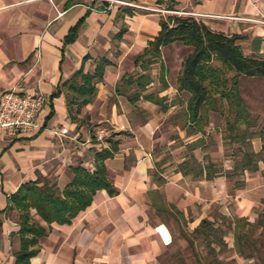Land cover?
I'll use <instances>...</instances> for the list:
<instances>
[{
	"label": "crops",
	"instance_id": "0c3cea01",
	"mask_svg": "<svg viewBox=\"0 0 264 264\" xmlns=\"http://www.w3.org/2000/svg\"><path fill=\"white\" fill-rule=\"evenodd\" d=\"M125 1L148 8L110 4L107 0H0V95L16 86L26 92H42L47 98L41 114L44 127L39 133L0 139V264H15V252L20 247L19 220L11 218L7 209L10 195L22 183L46 177L48 167L49 172L58 170L59 157L55 153L59 150L67 164L65 171L62 167L56 174L63 187L73 178L69 167L77 164L74 159L80 158L86 167L90 162L94 166V157L90 161L82 156L84 150L93 153L92 147L100 149L103 123L113 131L132 133L120 135L119 151L105 161L109 178L119 193L111 196L106 190H99L92 204L71 223H53L40 239L31 264H168L160 258L175 252H170L175 242L181 247L188 243L185 239H173L170 228L160 219L153 204L160 202L156 190L167 207L174 206L184 214L192 230L213 206L228 217H248L252 221L263 204L264 78L261 77L239 79L241 94L255 118L253 130L262 132L251 140L254 151L261 153L258 170L245 172L238 186H233L225 172L213 179L204 176L194 179L174 170L162 174L166 178L162 185L151 176L152 136L160 123L157 105L141 99L139 105L153 115L138 122L134 105L125 96L116 95L115 86L126 73L122 61L126 57L136 58L161 30L160 19L164 16L161 2L165 0ZM175 1L176 10L194 13L213 30L239 35L238 43L246 55L264 57V0ZM81 19L84 20L75 40L65 43ZM120 25L125 32L117 39ZM175 49H178L175 83L167 80L169 87L160 91L161 96L182 93L178 91V77L184 58L193 48L180 42L164 46L166 64L165 59ZM113 50H119L122 59L115 62L109 58L112 64L97 83V95L84 109L88 117L96 118V127L80 125L78 130L69 114L65 92L56 94L59 86L81 67L86 55ZM211 124L210 119L204 133L189 134L193 137L190 143L201 137L202 147L206 145L205 154L219 162L224 146L218 142L212 148L207 147L208 134L213 130ZM62 127L68 128V134H55ZM95 128L99 129L96 133ZM84 139L90 143L85 144ZM60 141H65L62 147ZM231 168L228 164L224 167L227 172Z\"/></svg>",
	"mask_w": 264,
	"mask_h": 264
},
{
	"label": "trees",
	"instance_id": "16d2710c",
	"mask_svg": "<svg viewBox=\"0 0 264 264\" xmlns=\"http://www.w3.org/2000/svg\"><path fill=\"white\" fill-rule=\"evenodd\" d=\"M175 5V0H169L167 9L176 10ZM83 20L81 19L71 29L65 43L75 40L78 27ZM160 25L159 33L148 41L142 53L135 58V66H139L142 73L137 75L125 73L115 86V94L125 96L134 105L136 113L144 114V120L149 116L138 104L141 99L162 105L166 111L168 106L163 105V101L167 97L159 95L160 91L169 87L168 66L163 59L162 48L175 42L192 47L193 50L184 58L178 77V91L189 95L184 109V120L191 126L193 134L204 133L205 127L210 123L212 112L226 115V137L233 143H240L238 152L241 154V158L235 160L232 173L226 171V174L229 177L243 176L247 171L258 170L261 153L254 151L251 140L262 132L253 130L255 118L249 112L241 94L239 79L241 76L264 78V57L246 55L238 43L241 38L239 35L215 31L196 15H168L161 17ZM124 32L125 28L120 29L116 35L117 39H121ZM90 58V55L85 56L81 67L62 82L56 93L65 92L71 118H75L72 115V106L77 105L80 111L83 106L95 99L97 83L103 80L106 67L112 64L106 56L97 57L94 71L90 72L86 70L85 65ZM159 62L161 87L158 93H144L153 83V78L147 70ZM69 93L71 95H68ZM131 134L129 131H114L106 139L107 146L100 149L92 147L90 151L94 153V169L86 167L83 162L71 165L69 170L73 178L63 189L48 178L36 179L22 183L10 195L7 209L19 211L20 228L17 233L20 247L15 252V264H31V258L38 253L40 239L47 235L51 225L71 223L81 211L92 204L97 191L106 190L111 196L119 193L109 178L105 161L114 157L120 149L121 140L117 136ZM202 143L200 137L191 144L195 149ZM179 167L178 170L184 174L193 173L197 178L204 176L206 179H213L225 172L221 163L212 161L209 157L205 162L195 160V163H191L185 160L179 163ZM186 168L189 171H186ZM155 179L159 185L166 182L161 174ZM155 195L160 202L159 205L154 202L153 204L159 213L168 212L178 220L181 219L179 217H184L179 209L174 206L168 208L163 203L159 190H156ZM219 217L227 220L226 230L222 225L216 224V219L205 217L191 232H182V237L191 248L196 264L235 263V259L227 260L220 257L221 253L229 248L228 242L225 241L228 232L232 233L234 249L240 256L258 259L264 246V212L259 213L254 221L248 217L237 216L229 219L223 214ZM258 228L261 229L260 235L254 237V232ZM259 242L260 244H257ZM202 243L207 246V255L210 257L205 261L198 249ZM160 259L161 262L176 259L177 263L173 264H188L179 251Z\"/></svg>",
	"mask_w": 264,
	"mask_h": 264
},
{
	"label": "rangeland",
	"instance_id": "374dc122",
	"mask_svg": "<svg viewBox=\"0 0 264 264\" xmlns=\"http://www.w3.org/2000/svg\"><path fill=\"white\" fill-rule=\"evenodd\" d=\"M168 1L169 0H165V1L161 2L162 3L161 9L163 10V15H164L162 17H167L168 15L180 14V13L175 12L178 10L167 9ZM122 28H124V26L120 25L119 30ZM176 50H178V49H175L173 52H170L168 55L169 57H167V59H165L167 61V66H168L167 80L172 84L175 83V79L177 76L178 64L175 62V59L177 58V56H176L177 51ZM119 55H120L119 50H116V51L113 50L110 53L108 51V52L90 55L91 58L89 60L88 66L86 67V70H88L90 72L94 71V68L96 65L95 59L97 57L106 56V57L112 59V61L118 62V61H121V59H122V57H120ZM132 59L134 60L135 57H133ZM132 59L129 57H126L122 61V65L124 66L126 73H131L133 75H137L139 73H142V70L139 66L133 65L134 63L132 62ZM147 72L150 73V75L152 76L153 84L151 83L147 87V90L145 92L146 93H151V92L158 93V90L161 87V83L159 81L160 62L150 66L148 68ZM245 86L248 88V84ZM68 95H71V93H69ZM159 95H160V92H159ZM188 96H189L188 93L182 92L179 94L178 93L174 94L171 97H167V99L163 101V105L168 106L166 111L163 110L162 105L155 104V105H157L156 106L157 107L156 112L159 116L160 123H159L158 128L154 131L153 136H152V153H153V157H154V166H153L152 170L150 171V174L154 179H155V177L157 178L159 174H161V175L165 174L166 175L169 172H172L174 170H178L180 168L179 163H181L182 159H183V161L186 160V161H189L191 163H195V160L199 161V162H205L208 157L211 158L210 155L205 154L204 148L206 147V145H204L202 147V144H203L202 143L200 146L197 147L198 149L197 148L193 149V144H191L192 142L190 143L191 138H193V137L189 136V134L192 133V129H191V126L184 120V109H185V105H186V101L188 99ZM84 109H85V106H83L80 109V111H78L77 105L72 106V115L75 116V118H72V119L75 120L76 123L78 124V130H79L80 125H84L86 128L89 127L90 125L93 126V128L96 127V126H94V124L97 121L96 118L92 120L91 116L88 117L89 113L87 111H85ZM144 110L148 114L147 116L151 117L153 115L151 111L146 110V109H144ZM134 114L137 116L136 118L138 119V122H140L141 119H143L144 114L136 113V112H134ZM211 123H212L211 125H212L213 130L211 132H209V134H208L207 147L212 148L211 147L212 145H215L218 142L221 143L224 146V154H223V158L219 159V162H217V163H221L223 165V167L227 166V164H228V166L233 167L235 160L238 158H241V154L238 152V149L240 147V143L239 142L233 143L226 137V135H227V132L225 130V128H226V115L214 113L213 116L211 117ZM86 124H88V126ZM105 124L106 123H103L101 125L102 127L105 128V130H104V132H102L100 134V139H99L100 144L98 145V147H100V148L102 146L108 145L106 139L108 137H110V135L114 132L113 130H111V128L106 127ZM98 130L99 129L95 128V130H93V132L96 133V131H98ZM117 137L120 140H122V137L120 135H118ZM96 138H97V136H96ZM86 139H84V140H86ZM84 142H87L85 144H88V143H90V140L89 141L86 140ZM64 143H65V141L59 142L61 147ZM83 147H85V146H83ZM74 148H72V149H74ZM75 149H77V148H75ZM85 151H87V150H84L85 156H82V158H84V159L87 158V160L92 161L93 157H94V153H87ZM80 152H81V155H83V149H81ZM55 154L58 155V157H59L56 159H58V161L60 163V167H58V170H57V168L51 170V172H49V167H48V170H47L46 175H45L46 177L39 178V179L44 180V179L48 178L51 180V182H55L59 186L60 189H63L64 187L58 181L56 174H57V171H59L62 167H63L62 170L65 171L64 169L67 168V164L65 161H62V159L64 160V158H63V155H62L60 150L58 152H56ZM196 154H197V156H196ZM75 155H80V154H75ZM230 156H232V157H230ZM226 158H231L232 161H224V160H227ZM76 162L80 163L81 162L80 158L74 159L73 163H76ZM225 162H228V163L225 164ZM63 163H65L64 166H63ZM90 163H89V165H87V167L90 169H94V166L90 165ZM159 163H160V165H159ZM73 165H75V164H73ZM186 171H189V169L186 168ZM224 171H225V169H224ZM228 172L232 173V168ZM69 173H71V172L69 171ZM225 173H226V171H225ZM189 175H191L194 179H197V177H195L193 173H190ZM228 178L230 179L233 186H238L239 183L241 182L242 176L241 175H235L233 177L228 176ZM233 186H232V188H233ZM168 208H170V207H168ZM9 211H10L9 214H10L11 218L19 220V211L17 209L9 210ZM262 212H264V201H263V204L256 210V216H255L254 220H256L259 213H262ZM221 214L222 213L220 212L219 207L213 206L211 212L209 213V215L207 217L211 220L216 219V224L222 225V228L224 230H226L227 229V220L221 219L219 217ZM158 215H159L160 219L163 220V222H165L168 225V227L170 228L173 239H184L182 237V232L185 231V232L189 233L192 231L191 228H188V225H187L188 220H186L185 217H183V218L179 217L181 219L178 220L172 214H170L168 212L159 213ZM226 217H228V216H226ZM228 218L230 219L232 217H228ZM254 220H252V221H254ZM260 232H261L260 228L256 229V231L254 232V237H258V235H260ZM225 241L228 242L229 248L224 250L221 253L220 257L222 259H227V260L235 259V263H233V264H262V263H264V246L261 249V252H260L258 259L257 258L246 259V258L240 256L236 252V250L234 249V239L232 237L231 232H228V234L225 236ZM175 243H176V246H173V248L170 252L175 251L174 253H176L177 248H178V251L180 252L182 258L185 259L188 264H196V260L194 258V255L192 253L191 248L188 245L186 247H181L177 242H175ZM257 244H260V242ZM198 249H199L201 256L204 259V261L206 259H210V257L207 255L208 248L204 243L199 245ZM163 257H166V256H163ZM239 258H241L240 261L238 260ZM173 263H177L176 259L175 260L171 259L170 261H168V264H173Z\"/></svg>",
	"mask_w": 264,
	"mask_h": 264
},
{
	"label": "built area",
	"instance_id": "2783aa9c",
	"mask_svg": "<svg viewBox=\"0 0 264 264\" xmlns=\"http://www.w3.org/2000/svg\"><path fill=\"white\" fill-rule=\"evenodd\" d=\"M107 1L110 4L117 3L148 8L125 0ZM175 12L184 15H195L186 11ZM46 102L47 98L42 92H26L16 86L5 90L0 95V139L30 136L39 133L44 127L41 114ZM55 134L67 135L68 128L56 129Z\"/></svg>",
	"mask_w": 264,
	"mask_h": 264
}]
</instances>
